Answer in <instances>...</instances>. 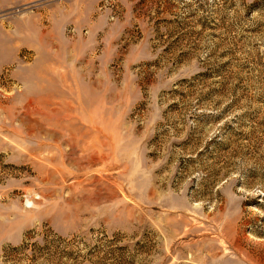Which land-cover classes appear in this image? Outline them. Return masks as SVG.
<instances>
[{
    "label": "rangeland",
    "instance_id": "374dc122",
    "mask_svg": "<svg viewBox=\"0 0 264 264\" xmlns=\"http://www.w3.org/2000/svg\"><path fill=\"white\" fill-rule=\"evenodd\" d=\"M0 264H264V0L0 6Z\"/></svg>",
    "mask_w": 264,
    "mask_h": 264
},
{
    "label": "crops",
    "instance_id": "0c3cea01",
    "mask_svg": "<svg viewBox=\"0 0 264 264\" xmlns=\"http://www.w3.org/2000/svg\"><path fill=\"white\" fill-rule=\"evenodd\" d=\"M27 0H0V6H7L16 2H25Z\"/></svg>",
    "mask_w": 264,
    "mask_h": 264
},
{
    "label": "bare ground",
    "instance_id": "6f19581e",
    "mask_svg": "<svg viewBox=\"0 0 264 264\" xmlns=\"http://www.w3.org/2000/svg\"><path fill=\"white\" fill-rule=\"evenodd\" d=\"M30 203V202H29Z\"/></svg>",
    "mask_w": 264,
    "mask_h": 264
}]
</instances>
